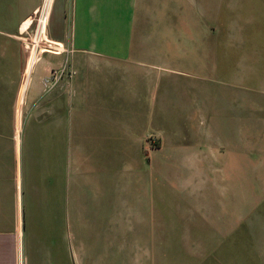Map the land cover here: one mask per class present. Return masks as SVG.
<instances>
[{
  "label": "crops",
  "instance_id": "crops-1",
  "mask_svg": "<svg viewBox=\"0 0 264 264\" xmlns=\"http://www.w3.org/2000/svg\"><path fill=\"white\" fill-rule=\"evenodd\" d=\"M140 1L169 14L164 16L168 31L159 41L145 34L149 25L137 20L135 11L144 8L136 6L137 0L130 5L137 35L133 32L130 37H124L123 30L128 23L125 0H53L47 31L63 49L42 54L24 90L33 58L22 85L24 60L18 34L28 27L41 0H0V264H76V148L94 163L109 148L115 150L116 140L126 131L152 128L150 108L157 81L163 83L165 98L172 90V79L163 80L164 65L157 59L171 57L173 33L176 43L186 42L182 27L187 26L189 13L206 19V26H218L215 5L220 0H191L192 8L187 0ZM213 31L211 36L197 35L200 68L205 52L219 50ZM234 32L235 44L243 43L241 29ZM203 41L209 45L204 47ZM111 47L113 52L104 51ZM248 49L239 53L236 65L227 67V134L217 127L219 89L217 110L213 103L204 118L203 89L197 86L194 117L201 131L199 145L212 150V169L226 176L218 183L231 193V200L220 198L218 213L205 226L217 234L242 235L244 264H264V53ZM64 65L71 66L75 75L45 91L42 78ZM20 104L22 121L34 123L35 129L18 134L14 124ZM32 106L36 113L27 121ZM205 123L208 128L211 124V136L205 134ZM125 234L135 233L120 235L122 249ZM102 264L109 260L103 257Z\"/></svg>",
  "mask_w": 264,
  "mask_h": 264
},
{
  "label": "rangeland",
  "instance_id": "rangeland-1",
  "mask_svg": "<svg viewBox=\"0 0 264 264\" xmlns=\"http://www.w3.org/2000/svg\"><path fill=\"white\" fill-rule=\"evenodd\" d=\"M187 1L191 8L195 6L193 0ZM140 2L137 0L136 6L143 5L144 8L140 6L135 11L137 20L146 27L149 25L145 34L156 36L159 41L168 31V27H164V16L166 18L169 14L167 11L163 14L156 4L150 7L147 4L151 3ZM130 5L131 0H125L123 12L128 23L123 27L124 37L132 36L133 32L137 35L130 19L134 14ZM52 6L53 0L49 19ZM215 8L219 17L216 28L206 26L208 21L202 20L200 15L194 18L193 13L188 12L187 26L182 27L186 31V42L176 43V33H173L171 57L156 55L159 57L157 62L168 67L160 66L163 80L171 78L173 85L165 98L163 83L157 81L156 97L150 108L152 128L142 132L126 131L122 139L116 140L117 148H109L110 152L98 155L101 158L94 163L80 147L76 148V264H102L103 257L109 260V264L245 263L242 235L217 234L205 226L210 217L218 213L221 199L231 200V193L218 183V178L223 180L226 176H219L218 171L212 169V150L199 145L201 131L194 112L196 101L199 103L197 86L203 89L204 118L208 117L213 103L217 110L215 94L219 89L220 122L217 127L221 134H227L230 115L227 106L228 63L236 65V57L247 48L255 47L264 53V0H220ZM33 26L34 22L24 33L18 34L24 60L21 78L27 63L32 58L34 62L35 58L34 67L46 53L38 51L34 57L24 47L22 39L31 44ZM47 28L48 24L46 33L50 40ZM236 28H240L244 35L243 43L234 42ZM212 29L214 36H218L219 50L216 49L214 54L208 50L202 55V69L201 56L196 58V51L200 48L197 35L211 36ZM161 44L156 45L159 48ZM202 44L204 47L209 45L205 41ZM163 46L169 48L167 43ZM241 46L243 50H236ZM104 51L113 52V49L105 48ZM47 52L58 53L54 50ZM63 68L74 71L69 65L50 71ZM69 79L63 76L57 85ZM182 87L186 90L182 91ZM166 102L169 103L167 108L164 107ZM23 111L21 104L17 106L19 119L14 125L18 134L35 129L34 123L22 121ZM35 113V106L29 107L27 121ZM235 125L238 130L239 124ZM204 126L205 134L211 136V124L209 128L206 123ZM222 149L224 151L226 146ZM89 165L93 167L86 169ZM123 232L135 234L124 235L122 249L120 235Z\"/></svg>",
  "mask_w": 264,
  "mask_h": 264
},
{
  "label": "built area",
  "instance_id": "built-area-1",
  "mask_svg": "<svg viewBox=\"0 0 264 264\" xmlns=\"http://www.w3.org/2000/svg\"><path fill=\"white\" fill-rule=\"evenodd\" d=\"M51 5H52V0H42L41 5L36 10L33 18H31L28 27L24 31H20V34H22V32L24 33L29 28V26H31L34 22L33 35H32V39L30 40L32 47H31V44L28 45L29 41L27 39H22L25 49L28 50V52H29V50L31 51L30 52L31 56L34 55V57H36L38 51H46V52L49 50H54L56 52L60 51L58 49V48H60L59 44L50 41L48 39V36L46 33V26L48 24ZM32 62H33V60H32ZM35 62H36V59L34 58V62L31 64V71L29 72V77L27 75L28 63L24 69L22 82H21L22 85L24 83V79H25L26 75L28 78L26 83L24 84V87L27 85L28 81L30 80V75L32 74L31 72H32V68H34L33 65L35 64ZM74 75H75L74 71L66 70L64 68L60 69V70L50 71L48 73V75H46L43 78L42 87L45 91H49L57 85V83L59 82V80L63 76H68V77L72 78V76H74Z\"/></svg>",
  "mask_w": 264,
  "mask_h": 264
}]
</instances>
